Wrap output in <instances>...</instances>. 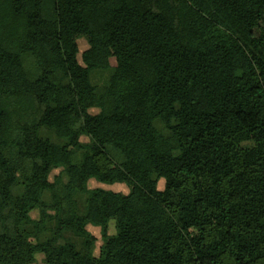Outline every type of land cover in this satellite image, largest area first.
<instances>
[{"label": "trees", "instance_id": "1", "mask_svg": "<svg viewBox=\"0 0 264 264\" xmlns=\"http://www.w3.org/2000/svg\"><path fill=\"white\" fill-rule=\"evenodd\" d=\"M0 264H264V0H0Z\"/></svg>", "mask_w": 264, "mask_h": 264}, {"label": "rangeland", "instance_id": "2", "mask_svg": "<svg viewBox=\"0 0 264 264\" xmlns=\"http://www.w3.org/2000/svg\"><path fill=\"white\" fill-rule=\"evenodd\" d=\"M79 46H80V51L86 49L87 44H86L84 39H80L79 40ZM110 72H111L110 70H95V71H92L91 80L95 84H104V83H106V81H107V79H108V77L110 75ZM42 135L44 137H46V138H50L51 140L57 141V138L55 137L54 133L52 131H50V130H43L42 131ZM79 157H80V155L78 154L76 156V158L78 159ZM56 173H57V171H54L53 174H56ZM106 189L115 190L116 187H114V186L110 187L109 185L108 186L106 185ZM75 199L78 202V209L82 210L83 205H84L85 197L83 195H76ZM90 230L93 231L94 234L98 237L97 244L99 245L100 242H101L99 230L97 228H90ZM70 238H72L76 242H79V240L77 238H75L74 236L72 237V235H70Z\"/></svg>", "mask_w": 264, "mask_h": 264}]
</instances>
